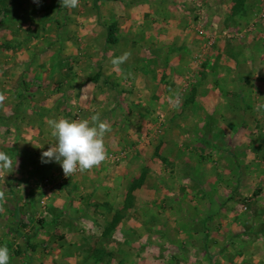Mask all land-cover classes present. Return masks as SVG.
<instances>
[{
  "label": "rangeland",
  "instance_id": "rangeland-1",
  "mask_svg": "<svg viewBox=\"0 0 264 264\" xmlns=\"http://www.w3.org/2000/svg\"><path fill=\"white\" fill-rule=\"evenodd\" d=\"M230 1L225 13L218 0H162L158 13L155 0H78L75 8L60 0H0V66L8 65L0 68L7 73L0 80V152L11 159L13 149L14 163L30 165L26 177L12 176L23 169L0 168V219L13 197L32 203L19 217L24 236L35 233L26 247L64 246L63 236L77 233L80 264H264V0ZM235 57L244 61V80L210 74L214 62L227 59L212 70L221 75ZM201 81L206 90H243L241 104L260 110L250 113L260 124L240 128L239 177L209 143L198 142V129L171 118ZM97 114L110 126L99 166L65 176L59 163H41L54 143L48 120L91 122ZM209 138L222 142L213 132ZM237 142L232 137L222 147ZM118 150L126 156L114 162L109 154ZM216 164L229 173L212 178ZM251 227L250 238L240 235ZM0 245L22 250L19 241ZM32 259L47 258L23 257Z\"/></svg>",
  "mask_w": 264,
  "mask_h": 264
},
{
  "label": "crops",
  "instance_id": "crops-1",
  "mask_svg": "<svg viewBox=\"0 0 264 264\" xmlns=\"http://www.w3.org/2000/svg\"><path fill=\"white\" fill-rule=\"evenodd\" d=\"M154 1V0H152ZM157 2V6L154 8H157L155 11L158 12V9L160 7V1L162 0H155ZM183 1L184 6L189 4L193 1V0H180ZM220 1L222 0H218V4L220 3ZM231 1H227V3L225 5H220L222 10L226 13L228 12V10H230L229 6ZM159 13V12H158ZM186 15V11L183 12ZM162 17V15H161ZM163 18V17H162ZM186 25V23H183V27ZM186 32V30H184ZM175 36L172 38H168L165 41V44L167 46H173L174 47V41ZM164 41V39H162ZM253 39L250 38L248 39V42L252 41ZM260 40V38H259ZM259 42L258 40H255V43ZM29 58V57H28ZM28 58H23V62L24 61H29V60H24V59H28ZM221 60H223V58L220 59V61H217L218 63L214 62L213 66L210 69V74L213 75V77H217V79H221V78H225V80L227 81L230 77L233 78V80H238L242 81L245 78L241 77V74H238V66L241 64H244V61H242L241 59L238 58H233V60H231L232 62H230V60L227 61L228 64H224L223 66L226 68V71L221 72V75H219L216 71V73H214L212 70L218 65V64H222ZM227 60V59H225ZM223 60V61H225ZM261 60H264L263 55L261 56ZM172 61V60H171ZM255 61V60H253ZM260 61V60H259ZM264 62V61H263ZM171 64H173V61L171 62ZM237 64V68H235ZM229 65V66H228ZM2 68H6L7 66L5 64L1 65ZM0 66V68H1ZM1 68V69H2ZM3 70V69H2ZM209 70V69H208ZM201 73V72H200ZM236 73V74H235ZM3 74H7L6 72H1L0 71V80L3 79L4 77H2L1 75ZM202 75V74H201ZM197 76V74H196ZM209 76V75H208ZM154 77H149L147 76V79L150 80V82L153 80ZM201 77L197 76V81L200 79ZM217 79H215V82H217ZM9 80V79H8ZM76 80V79H75ZM145 80V79H144ZM202 83L199 84V88H193L190 87L189 90L187 89L185 92V98H184V103L182 105L177 106V112H173V117H171L173 119V123H175V125H179L181 127V124L183 123V129L185 128L186 130H188V126L193 128L195 127V129H198L199 131H197V135L196 138H199L201 140H198V142H202V139H204V141H206V143H209V146L211 147L212 150L215 151V158L216 156H218V158L222 157L223 160H225V166L229 167L230 166V171L234 176L239 177V175L241 174L239 172V170H236V168L238 169L239 166V160H240V154L239 152H237V149L240 148V139L242 137V135L240 134V128L243 127H256L258 124L261 123V121L259 122L258 118L254 117L253 115H251L250 113L253 114H258L260 112V110H257L252 104L248 103L246 105H242L241 102L242 100L240 98H243V96L245 95V92L243 90H227V89H222L218 86H214L213 88H211L210 90H206L203 86V81H201ZM60 83V82H59ZM243 83V82H242ZM213 84H215L213 82ZM198 87V86H197ZM59 89V88H58ZM211 93V94H210ZM219 99H227V101L223 104L220 103ZM263 110V108H262ZM179 113V114H178ZM247 113L249 114V117L247 118ZM181 114V115H180ZM239 116V117H238ZM180 118L184 119L182 123H180ZM264 123V122H263ZM45 125V124H44ZM43 126V125H42ZM178 127V126H177ZM231 128L232 131L228 132L227 128ZM263 130H264V124L262 125ZM44 128V126H43ZM261 128V127H259ZM40 130V129H38ZM209 132H208V131ZM42 131V130H41ZM214 133L215 136H218V138H221V143L212 141L209 138V135H211V132ZM191 133V132H189ZM45 134H42L41 136H44ZM181 135H186V133L181 134ZM192 135V134H190ZM188 137V135H186L183 138ZM236 138L239 140V142H237V146L234 147V145H232V147L228 146L225 149L222 147L224 143H226V140L229 138ZM195 138V139H196ZM220 140V139H219ZM231 140V139H230ZM246 141V140H245ZM49 143V141H48ZM228 143H231L230 141ZM41 144H44V142H41ZM239 147V148H237ZM11 151L13 152V157L10 159L11 164H12V169L13 168H18V169H23L21 170V172L19 170H16L12 176L16 177H26V175L24 174V171H28V167L30 166L29 164L24 165L23 167L18 166L15 162V156L17 155V152H15V150L11 149ZM25 155L27 156L26 161L29 159L28 157H30V154H28V152H25ZM24 159V158H23ZM25 160V159H24ZM16 164V165H15ZM212 166L214 165L213 163L211 164ZM224 166V164H223ZM229 169H224V168H220V165L217 166V164L215 165L214 171H213V175L212 178L215 177L217 179V177L223 176L225 173H229ZM13 170H11L12 172ZM23 173V174H22ZM191 173H198L196 170H191ZM199 173H201V171H199ZM27 174V173H26ZM166 174V172H165ZM122 175V174H121ZM122 177V176H121ZM202 177V174L201 176ZM10 180V178H9ZM13 181H16L15 179ZM218 181V180H217ZM203 183H200V187L202 186ZM206 184H204L205 186ZM203 186V187H204ZM184 187V186H183ZM202 187V188H203ZM16 189V187H15ZM221 189V187H220ZM191 190H193V188H189V191L191 192ZM96 191V189H95ZM195 192V190H193ZM185 187L183 190V194L185 193ZM15 193V192H13ZM57 196V194H56ZM189 196V195H188ZM13 197V196H11ZM55 197V195H54ZM184 197V195H183ZM1 196H0V204H2V200H1ZM19 197H13V202H14V207L11 208V212L13 215L11 216L9 212H7V217L5 218H1L0 219V242H4V241H19L21 243L20 245V249L23 250V255L27 256V255H31L33 257H46V260H39V262H37L35 259H32V262H26L25 260L23 261V257H16L15 253L19 254L21 253L22 250H14L13 248L9 249V253H10V260L11 263L9 264H41L40 262H44V264H80L81 262V254H80V240L83 238L81 237L80 234L77 233H73L71 236L72 238H68V234H66V236H63L65 240H67L68 243H65V245L63 246V241H60V244L57 242L54 244L53 249L51 248H47V249H42L40 247L37 246H32L31 248L26 247L28 244H24L23 241H28L31 240L32 238H34V234H28L27 236H24V234L21 232V226L19 224L20 221V214L21 212L27 207V205H32V203L30 202L29 204H23L21 202V200L19 201ZM189 198L187 197L186 201L187 202ZM24 200V199H23ZM31 200V199H30ZM202 203V202H201ZM196 203L195 207L197 208H201V204ZM224 202H221L219 205V209H223V204ZM185 206H187L186 203H183ZM64 207V206H63ZM5 215V214H2ZM10 215V216H9ZM55 219V218H54ZM63 219V215H59L56 217V221L51 220L49 222V225L54 224V226H57L59 220L61 221ZM205 218H203L204 220ZM241 221V220H240ZM74 223L75 220H74ZM236 223V222H235ZM62 226H65L64 222H61ZM78 225V224H77ZM242 225V224H241ZM48 226V225H47ZM53 226V225H51ZM74 224H73V228H74ZM253 230V228H247V231L245 232H240L242 237H246V238H250V233ZM26 235V234H25ZM128 236H125V239H127ZM203 238H205V234L203 236ZM36 239V238H35ZM22 240V242H21ZM38 242H40V239L37 240ZM61 246H63V248H61ZM96 249V248H95ZM129 248H125V251H128ZM132 254V253H131ZM22 255V254H20ZM128 255V253H127ZM127 255H123V256H127ZM67 257L70 258V260L66 259ZM17 258V259H16ZM89 262V261H88ZM87 262V263H88ZM90 264V262H89ZM94 264V262H93Z\"/></svg>",
  "mask_w": 264,
  "mask_h": 264
},
{
  "label": "clouds",
  "instance_id": "clouds-1",
  "mask_svg": "<svg viewBox=\"0 0 264 264\" xmlns=\"http://www.w3.org/2000/svg\"><path fill=\"white\" fill-rule=\"evenodd\" d=\"M61 7L75 8L78 0H60ZM127 53L112 60L113 65L123 63ZM54 143L41 153V163H59L65 176H72L77 170L84 171L99 166L106 159L104 136L110 126L100 121L99 115L87 119H50L47 122ZM16 165V164H15ZM12 167L10 157L0 152V168ZM10 253L5 245H0V264H9Z\"/></svg>",
  "mask_w": 264,
  "mask_h": 264
},
{
  "label": "built area",
  "instance_id": "built-area-1",
  "mask_svg": "<svg viewBox=\"0 0 264 264\" xmlns=\"http://www.w3.org/2000/svg\"><path fill=\"white\" fill-rule=\"evenodd\" d=\"M126 156V151L125 150H118L116 152H111L109 154V157L114 161V162H120L124 157Z\"/></svg>",
  "mask_w": 264,
  "mask_h": 264
},
{
  "label": "trees",
  "instance_id": "trees-1",
  "mask_svg": "<svg viewBox=\"0 0 264 264\" xmlns=\"http://www.w3.org/2000/svg\"><path fill=\"white\" fill-rule=\"evenodd\" d=\"M108 31H109V41L111 42V43H115L114 41H115V36L113 35V30H112V28H108ZM139 187H140V185H139Z\"/></svg>",
  "mask_w": 264,
  "mask_h": 264
}]
</instances>
